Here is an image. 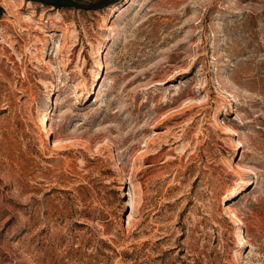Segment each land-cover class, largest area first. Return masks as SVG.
I'll list each match as a JSON object with an SVG mask.
<instances>
[{
  "label": "rangeland",
  "instance_id": "obj_1",
  "mask_svg": "<svg viewBox=\"0 0 264 264\" xmlns=\"http://www.w3.org/2000/svg\"><path fill=\"white\" fill-rule=\"evenodd\" d=\"M0 264H264V0H0Z\"/></svg>",
  "mask_w": 264,
  "mask_h": 264
},
{
  "label": "bare ground",
  "instance_id": "obj_2",
  "mask_svg": "<svg viewBox=\"0 0 264 264\" xmlns=\"http://www.w3.org/2000/svg\"><path fill=\"white\" fill-rule=\"evenodd\" d=\"M101 78H102V76L100 74H98L97 75L98 81L95 83L97 86H98ZM39 130L41 131L42 134H44L46 136H50V133L52 131V127H51V124H50V118H49L48 114L44 117V119L40 123ZM246 187H247V185H240V186H237L236 188H233L227 194V196L224 199L223 203L228 205L230 199H232L236 195H239L241 192H243L246 189ZM229 212H230L231 217L234 219L236 217V213H235L234 209L229 207ZM243 245H245L244 238L241 240V246H243Z\"/></svg>",
  "mask_w": 264,
  "mask_h": 264
},
{
  "label": "water",
  "instance_id": "obj_3",
  "mask_svg": "<svg viewBox=\"0 0 264 264\" xmlns=\"http://www.w3.org/2000/svg\"><path fill=\"white\" fill-rule=\"evenodd\" d=\"M60 2H63V3H66V4H69L71 6H74V7H79V8H86V9H94V8H97L99 7L102 3H104L106 0H99L97 1L95 4L91 5V6H85V5H82L80 3H74V2H69L67 0H59Z\"/></svg>",
  "mask_w": 264,
  "mask_h": 264
},
{
  "label": "trees",
  "instance_id": "obj_4",
  "mask_svg": "<svg viewBox=\"0 0 264 264\" xmlns=\"http://www.w3.org/2000/svg\"><path fill=\"white\" fill-rule=\"evenodd\" d=\"M56 2L60 3L59 1L56 0Z\"/></svg>",
  "mask_w": 264,
  "mask_h": 264
}]
</instances>
